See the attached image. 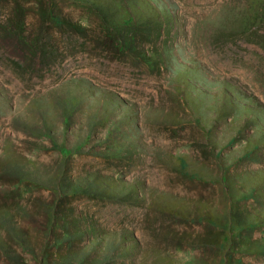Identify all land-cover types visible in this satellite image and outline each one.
<instances>
[{
	"label": "rangeland",
	"instance_id": "374dc122",
	"mask_svg": "<svg viewBox=\"0 0 264 264\" xmlns=\"http://www.w3.org/2000/svg\"><path fill=\"white\" fill-rule=\"evenodd\" d=\"M93 183L118 195L65 186ZM260 244L264 0H0V264H264Z\"/></svg>",
	"mask_w": 264,
	"mask_h": 264
},
{
	"label": "trees",
	"instance_id": "16d2710c",
	"mask_svg": "<svg viewBox=\"0 0 264 264\" xmlns=\"http://www.w3.org/2000/svg\"><path fill=\"white\" fill-rule=\"evenodd\" d=\"M95 14L98 17H102V13L100 11H97ZM50 20H52V19H50ZM133 24L134 23L129 22V21H123V23L120 25L111 24L109 22H103V27L105 28V30L108 34V37L114 43L113 47H115L120 52L128 51L130 49V47L128 46V42L134 40L133 37L130 38V36H131L130 34H134V32L132 30L134 28ZM2 31H4L5 33L7 32L5 29H3ZM141 54H142V56L145 55L144 52H141ZM97 185L96 184L94 185V183H93L92 185L87 184L86 187H81L80 185H73V184L72 185L69 184V185H65V186H66V188L68 186V189L70 192L69 194H77V193L83 192V194H87V195L92 194L94 196H103L107 192L108 196L114 197V196L118 195L113 190L108 191L107 190L109 187L108 185H105L102 183H100L98 186ZM233 230L236 231L233 228H232V230L228 231L229 232L228 241H230V239H233L236 236H238V234L235 233ZM78 233H82V231L77 230V232L75 234H78ZM68 236H69V232H66V237H68ZM245 246L247 248V244ZM256 248H258L259 250H261L262 253H264V244L257 245Z\"/></svg>",
	"mask_w": 264,
	"mask_h": 264
}]
</instances>
